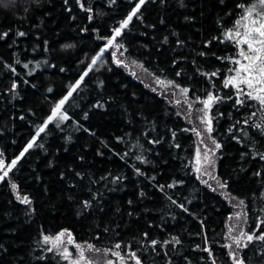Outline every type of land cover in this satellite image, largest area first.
Masks as SVG:
<instances>
[{
	"label": "trees",
	"instance_id": "1",
	"mask_svg": "<svg viewBox=\"0 0 264 264\" xmlns=\"http://www.w3.org/2000/svg\"><path fill=\"white\" fill-rule=\"evenodd\" d=\"M257 2L147 0L101 53L138 0H3L0 175L87 75L0 182V264H76L47 244L61 233L140 264H234L233 209L193 171L195 131L115 50L193 102L214 97L216 174L253 235L238 261L264 264V106L228 83L241 50L227 33Z\"/></svg>",
	"mask_w": 264,
	"mask_h": 264
},
{
	"label": "rangeland",
	"instance_id": "2",
	"mask_svg": "<svg viewBox=\"0 0 264 264\" xmlns=\"http://www.w3.org/2000/svg\"><path fill=\"white\" fill-rule=\"evenodd\" d=\"M247 23V21H242L237 26V29L233 32L234 38L235 32H244V25ZM121 26L120 28L122 31L124 27ZM235 39L237 40V38ZM238 46L240 47V50L241 48H243L245 53H247L246 45H241L238 43ZM107 49H113V47H109ZM115 58H117V61H119L120 63H124V66L128 70L134 72L140 80L148 84L153 90L166 97L169 102L173 104L175 108L184 115L186 120L190 123L193 130L195 131L198 140V151L194 160L193 171L204 184L226 197L232 206L233 215L228 223L227 248L229 250L230 256L233 259V263L237 264L239 260L238 257L240 249L248 241L245 231V216L242 205L236 199L226 193L225 189L221 186V183L218 180L216 174L217 149L216 144L210 137V131H208L210 127V124L208 123V121L210 120V117L208 115L209 105H203L197 102H193L192 100L188 99V96L185 92L148 75L138 63L124 60L122 55L117 53L116 50ZM247 63L248 62L244 60L243 56H241V60L237 70L240 69L241 65ZM237 70L235 74L230 77L228 83L237 88L242 87L249 89L247 85L238 83L240 77H237ZM250 90H253L256 95L264 94L254 89ZM63 105L61 106L60 112L58 113L57 117H55L53 120L61 119V117H64L62 111ZM20 157L21 156H19L15 160L18 161ZM11 168L8 167L7 172ZM2 180H0V182ZM241 233H245L246 235L242 236ZM237 241H239V243H237ZM47 244L51 249L58 251L76 264H109V262H111V264H137V262H139L138 259L130 253L122 254L119 250H99L93 247L89 248L88 245H77L72 242L70 237L67 235H61V237H59L58 239H53V241H49L47 242Z\"/></svg>",
	"mask_w": 264,
	"mask_h": 264
},
{
	"label": "snow or ice",
	"instance_id": "3",
	"mask_svg": "<svg viewBox=\"0 0 264 264\" xmlns=\"http://www.w3.org/2000/svg\"><path fill=\"white\" fill-rule=\"evenodd\" d=\"M147 2V0H138V3L136 4L135 8L132 10L131 14L127 17L125 21L122 22L121 27H126L128 22L132 20L134 16L137 15V13L140 10V7L144 5ZM0 6H7L3 3V0H0ZM257 9H260L259 11ZM242 21H247L248 23L244 25V32H235V38H237V42L241 45L247 46V53H245L244 49L241 48L240 55L243 56L244 60L247 61V64L241 65L240 69L237 70V77H240V80L238 83H243L247 85L249 89L257 90L260 93H264V0H258L257 3L252 4L249 6L245 12V14L241 17L240 21H237L238 24H240ZM3 35H7V33H4ZM20 36H24L25 33L20 32ZM121 35V28L114 29V35L111 39L108 40V43L105 45V49L109 47H115L114 41L116 37ZM227 35L229 36V39H233V32L230 30ZM65 47H73V45H65ZM105 49L101 50V53ZM100 59V56H97L92 59L91 64L95 65L97 63V60ZM236 63H240V61H236ZM27 67V65H25ZM89 71H91V68H89ZM87 75V72L84 73L80 77V80L76 82V84L72 87V89L67 93V95L61 99L56 108L53 110L52 115L49 116L48 121L45 122L43 126H41L38 129L37 136L39 133L44 132L45 128H47L48 122H51L55 117H57L58 113L60 112L61 106L65 103V101L72 95V93L79 88L81 81L84 79V76ZM215 75V73H213ZM15 87V85H14ZM49 92L52 91L51 88L48 89ZM184 91H187L185 89ZM240 92H243L244 89H239ZM247 96L251 99H254L259 102L260 105L264 106V94H259L253 96V93L249 91L247 93ZM214 97L209 96L208 101H205L204 103L207 105L209 101L213 100ZM239 103H243V101H238ZM66 118V117H61ZM247 122V121H246ZM209 124H211V121H208ZM259 127V125H257ZM208 131H211V127H209ZM35 143V138L32 142H30L24 150L20 153V156L22 157L30 148L33 147V144ZM39 147H43V145H38ZM217 148L220 147V145H216ZM264 159V156L261 157ZM17 163L16 160H13L11 164L9 165V168L14 166ZM4 162L3 160H0V169H3ZM8 175V172H3V175H0V180L4 179ZM222 187L224 185H221ZM15 187V185H13ZM27 198H25L26 200ZM241 203H243L241 201ZM85 207H90L87 201L84 202ZM264 223V221H262ZM63 235V233H61ZM147 235V234H145ZM241 235H246L245 233H241ZM45 241L49 239V237L44 238ZM175 239V238H174ZM247 239L251 241L253 239V235H247ZM257 239L264 241V234H261ZM179 243V241H176ZM153 244L156 242L153 241ZM239 243V241H237ZM246 246V245H245ZM92 246L89 245V248ZM117 248L120 247L119 244L116 245ZM111 264V262H109ZM139 264V262H137ZM237 264H243V261H238Z\"/></svg>",
	"mask_w": 264,
	"mask_h": 264
},
{
	"label": "water",
	"instance_id": "4",
	"mask_svg": "<svg viewBox=\"0 0 264 264\" xmlns=\"http://www.w3.org/2000/svg\"><path fill=\"white\" fill-rule=\"evenodd\" d=\"M60 237H61V235H60Z\"/></svg>",
	"mask_w": 264,
	"mask_h": 264
}]
</instances>
